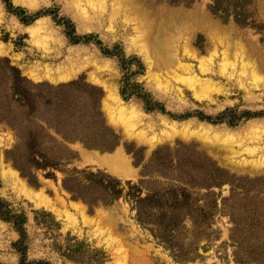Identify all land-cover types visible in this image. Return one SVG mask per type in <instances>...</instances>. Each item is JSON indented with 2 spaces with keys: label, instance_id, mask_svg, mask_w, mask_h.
<instances>
[{
  "label": "rangeland",
  "instance_id": "1",
  "mask_svg": "<svg viewBox=\"0 0 264 264\" xmlns=\"http://www.w3.org/2000/svg\"><path fill=\"white\" fill-rule=\"evenodd\" d=\"M140 1L151 12L192 13L200 8L203 13L204 19L183 25L177 37L174 31L168 36L167 57L179 67L150 51L147 57L140 54L135 45L143 41L137 31L123 22H109L106 14L99 17L97 5L0 0V57H7L36 84L58 86L83 79L99 87L103 117L120 140L107 151L80 139L65 140L55 127L71 137L85 132L77 125L65 129L67 125L52 119L46 107L31 112L9 103L12 78L4 73L0 163L14 169L23 183L14 180L6 185L0 174L1 216L24 213L26 219H17L23 236L13 222L0 218V264H264V170L240 172L220 157L234 149L238 153L232 160L237 162L264 159V72L258 70L264 62V0ZM36 13L37 18H30ZM205 22L215 24L216 30L211 32ZM218 26L239 33L236 38L228 36L227 46L235 44L228 50L226 44L219 46ZM76 37L78 42L72 41ZM69 59L91 64L70 79H50L48 75L57 76ZM245 63L247 76L241 74ZM96 65L101 68L94 70ZM253 67L257 72L252 73ZM104 81L113 85L124 106L115 118L104 103ZM193 88L201 89L203 96H195ZM185 126L210 128L233 140L178 135L161 139ZM32 133L43 146L56 148L49 155L55 164L45 169L33 166L36 160L25 157L24 145L17 147ZM150 138L153 145L146 141ZM117 148L129 158L131 177L84 162V152L105 154ZM187 163L195 165V171L190 173ZM212 163L223 172L214 175ZM17 167L24 168V175ZM88 172L114 177L121 196L104 202L113 194L101 183L91 185ZM69 175L68 185L78 196L63 184ZM183 192L188 193L186 198ZM149 193L153 199L140 205ZM39 197L48 206L37 202Z\"/></svg>",
  "mask_w": 264,
  "mask_h": 264
},
{
  "label": "bare ground",
  "instance_id": "2",
  "mask_svg": "<svg viewBox=\"0 0 264 264\" xmlns=\"http://www.w3.org/2000/svg\"><path fill=\"white\" fill-rule=\"evenodd\" d=\"M72 1H74L77 6L78 5L81 6V1H85V3H88L92 6L97 5L96 14L99 13L98 14L99 17L104 16V14H106L109 22H117V21L121 22V23L123 22L124 24H122V25H124L126 28L132 29L133 31L136 30L137 33L139 34L138 37H140V40H142L143 43L142 44L137 43V45H135V49H137L139 52H141L140 54L143 53L145 57L149 56L148 54L150 51L153 56L155 55V57H156V55H157L160 58L165 59V61L168 63V65H173L172 66L173 68L174 67L176 68L179 66L172 64L173 63V61L171 60L172 58L169 60V57H171V56L167 57V55H168L166 52L167 43H168L167 41H168V39L170 40V38H168V36L171 37L172 36L171 32L174 31V32H172V34L174 33V36L177 37V34L180 33L179 31L182 30L183 25H186L187 23L189 24V22L193 23L194 20H197V18L200 20L204 19V15H203V13L200 12V8L198 9V11H193L192 13L185 12L184 10H175V11H169L168 10L165 12H161V11L160 12H153V11L151 12L148 8H146L142 4V2L140 0H72ZM107 1H110V3H108ZM198 5H200V4H198ZM198 7L194 8V9H197ZM206 24H204V25H206ZM214 25L215 24H211V22L209 24H207V27L211 29V32L216 30V26H214ZM186 28H185V30H187ZM167 29H169L170 31ZM220 31H221V33H220ZM218 33H219V42H220L219 46H221V44L225 45L226 43L227 44L231 43V42L227 41L228 36H230L232 38H236L239 35V33L234 28L221 29V27L219 28V26H218ZM168 34H170V35H168ZM180 36L178 38H175V37L174 38L179 39L182 37V36L181 37ZM173 43H174V41H173ZM227 44H226V46H227ZM232 44L235 45L234 43H232ZM232 44H231V46L230 45L229 46L232 47ZM169 45H171V44H169ZM229 46L226 47L227 50L230 48ZM133 47H134V45H133ZM169 47L170 46H168V49H169ZM226 48H225V50H226ZM225 50H224V57L227 55L226 58L228 60L231 57L228 56L227 51H225ZM2 51H3V48L0 46V52H2ZM235 54L236 53H233L234 57H235ZM227 60L225 59V61H227ZM229 61H230V59H229ZM90 64H91V61H89V60H72V61L70 60L68 62L67 66L62 67L61 71H60V69L58 70L59 71L58 74L55 72L57 76L51 77L50 75H48V72L51 69L48 70L47 75L49 76L50 79L55 80V82L58 80L61 81V80L70 79L71 77L75 76L78 72L87 68ZM228 64H229V62H228ZM231 65H233V67L236 68L237 63L234 62V63H231ZM155 66H156V64H155ZM224 66H225V64H224ZM242 66L243 67H242L241 74H243L244 76H247L246 68H247L248 64L245 63ZM100 68L101 67H99V65H96L94 70H99ZM259 68H260V69H258L259 71L264 72V62H261L259 64ZM187 70H189V68ZM255 72H257L256 67H253L252 73H255ZM53 73H54V71H53ZM52 75H54V74H52ZM31 76H32V74H31ZM244 76H240L239 80L244 82L245 81ZM90 77L94 78L92 76V73H90ZM192 80H194V79H192ZM106 82L105 81L103 82L104 90L106 92L105 98H104V103L107 105V107L110 110L109 115L111 117H114V114H116V113L121 114L123 112L124 106H122L121 100L118 97L117 93L115 92L113 85L108 84ZM193 82L194 81H192V83ZM193 85L195 87L199 88L196 85V82ZM193 90L195 92L194 95L199 97V98L203 96L202 94H204V92L201 94V91H200L201 89L199 90V89L193 88ZM176 135L181 136V137H186L187 139L195 137V138H199V139H209V140L215 139V140H218L217 137H219V139H221L223 141L226 139L228 141L233 140L232 136L225 137L226 134H223L222 132L220 133V132L211 131L210 128L192 129V128H190V126H185L180 130L173 129L171 131V133H167L166 135L161 137V139L171 138V137L176 136ZM137 136L141 139H144V135L142 133H137ZM146 141L151 145H153L155 142L154 138L147 139ZM207 148L210 151H214V152H216V150H217V148H215L213 146H208ZM216 153H218V152H216ZM236 153H238L237 150L229 149L226 153L227 155H223V154L221 155L220 154L221 160L223 162L228 160L227 163H229L232 166V168H234L240 172H244V171L256 172V171L264 170V159L261 158L258 161L251 162V163L244 161V160L237 162L236 160H232V158H235L234 155ZM84 162L85 163H93V164L97 163V164H100L103 166H107L110 169V171H112L115 174L120 175V177H131L132 173H133V169H132L131 165L129 164V158L127 157L126 154L123 153L121 148H117L113 153H105V154H96V153L88 154V153L84 152ZM1 163H2V161H1ZM0 174H1L2 179L4 180V183L6 185L11 183L14 180H15V182L17 181L18 183L21 182V180L18 178L17 172L9 166H5V165L1 164ZM21 183H23V182H21ZM32 195H34V194H32ZM36 201L40 202V203H46L44 201V199L40 198V197ZM47 203H49V202L47 201ZM47 203H46V205H47Z\"/></svg>",
  "mask_w": 264,
  "mask_h": 264
},
{
  "label": "trees",
  "instance_id": "3",
  "mask_svg": "<svg viewBox=\"0 0 264 264\" xmlns=\"http://www.w3.org/2000/svg\"><path fill=\"white\" fill-rule=\"evenodd\" d=\"M172 1L190 2L193 0ZM213 1H216L218 4V1L221 0ZM214 10H216V8ZM38 15L39 14L36 13L33 16L29 17L35 19ZM79 38L80 37H76L72 41L78 42ZM4 73H6L9 78H12L11 95L8 96L9 103L17 102L19 103L20 107L26 110H30L31 112L37 111L41 107H46L49 111L52 112V114L50 115L52 119L58 121L61 124L67 125V128L65 129L71 130V127L68 126L77 125L82 127L80 129L83 131V133L85 132L82 136L79 135V137H71L67 134H62L61 128L55 127L57 132L61 134V137L65 138V140L66 138H69L70 141L72 139H80L83 143H85V145L95 147L103 151L112 150L119 144V136L111 129V127L106 124L103 117V113L101 110V98L103 93L99 87L89 84L83 79L59 84L58 86H50L49 84L41 83L36 84L30 81L27 77L23 76L20 69L12 65L11 61L7 57H0V79L3 78ZM5 80L7 81L8 79L5 78ZM0 83L2 86H4L3 81H0ZM146 101L147 100L145 99V103H147ZM47 120L49 121V118L46 119V121ZM20 140L22 141V137H20ZM41 142L42 139H39V137L35 133H32L26 135V138L23 139V142L19 141L17 147H22L24 145V150H26L25 157L36 160V163H34L33 166L45 169L47 164H55V162L51 161L53 159H50L49 155L52 151L56 150V148L54 146L50 147V145L48 144L43 146ZM36 157H39L40 159L38 160L36 159ZM40 161L43 162L41 163ZM186 166H188V170L190 173L192 171H195V165H193L192 163H187ZM212 167L214 175L221 174L223 172V170L220 167L215 166V164H213ZM17 168H19L22 175H24V168ZM86 176L91 181V185L101 183L102 186L105 187V189H109V192L113 194L108 198L106 197V199L103 200L104 202L109 203L121 196V189H117V186L118 184H120V182L114 177L105 173L101 174L99 172H88ZM69 178H72V176H67L63 184L67 190L73 193L74 196H78V191L68 185L67 181ZM187 181H189V183L186 186L189 187L192 180L190 181L189 179ZM131 188L137 187L132 186ZM175 188L176 187H174L172 191L176 193L177 190ZM183 195L186 198L188 196V193L183 192ZM147 199L150 201V199H153V195H150L149 193L147 198H141L139 200V204L142 205V203H144V201H147ZM180 199L181 195H177L175 201H179ZM3 203L4 202L0 199V218H3V216H1V214L4 212L2 211V206H4ZM47 214L49 215V213ZM183 215L185 216L186 214L183 213ZM18 218H22V221L26 219L24 213L20 216L12 214L10 218L5 217L3 219L13 222L14 227L17 229V231L24 236L23 229L20 227L21 223L17 221ZM21 241L22 240H20L19 243Z\"/></svg>",
  "mask_w": 264,
  "mask_h": 264
}]
</instances>
